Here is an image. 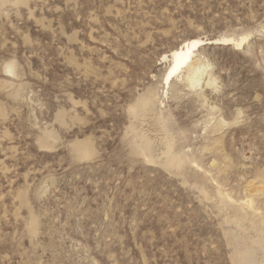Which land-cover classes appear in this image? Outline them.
<instances>
[{
  "label": "rangeland",
  "instance_id": "374dc122",
  "mask_svg": "<svg viewBox=\"0 0 264 264\" xmlns=\"http://www.w3.org/2000/svg\"><path fill=\"white\" fill-rule=\"evenodd\" d=\"M0 264H264V0H0Z\"/></svg>",
  "mask_w": 264,
  "mask_h": 264
},
{
  "label": "bare ground",
  "instance_id": "6f19581e",
  "mask_svg": "<svg viewBox=\"0 0 264 264\" xmlns=\"http://www.w3.org/2000/svg\"><path fill=\"white\" fill-rule=\"evenodd\" d=\"M245 39H242L241 42H243ZM225 42H231L232 39H223ZM218 42V41H217ZM233 42V41H232ZM187 43V42H186ZM244 43V42H243ZM240 44V43H238ZM205 45L204 41L201 40H194L191 42H188L187 44L181 46L178 50L173 52L171 55V64L170 68L166 74L165 77V83L166 85H169L172 78L180 71L187 69L188 75L187 80L190 82L193 86L199 85L200 80L203 79L205 68L204 66L197 65L194 62V54L197 49H199L201 46Z\"/></svg>",
  "mask_w": 264,
  "mask_h": 264
}]
</instances>
